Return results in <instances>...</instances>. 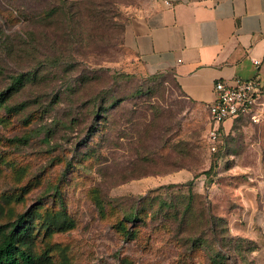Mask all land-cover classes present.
<instances>
[{
    "label": "rangeland",
    "instance_id": "obj_1",
    "mask_svg": "<svg viewBox=\"0 0 264 264\" xmlns=\"http://www.w3.org/2000/svg\"><path fill=\"white\" fill-rule=\"evenodd\" d=\"M43 1L0 0V92L30 76L7 101L19 109L0 107V222L28 213L49 264H264V121L235 122L212 152L208 106L173 73H141L124 30L102 53L57 51L38 29ZM115 1L125 21L147 0ZM103 91L120 103L88 144Z\"/></svg>",
    "mask_w": 264,
    "mask_h": 264
},
{
    "label": "crops",
    "instance_id": "obj_2",
    "mask_svg": "<svg viewBox=\"0 0 264 264\" xmlns=\"http://www.w3.org/2000/svg\"><path fill=\"white\" fill-rule=\"evenodd\" d=\"M122 38L141 73H173L200 105L212 103L219 80H264V0H147L129 14ZM233 122L225 120L226 132Z\"/></svg>",
    "mask_w": 264,
    "mask_h": 264
},
{
    "label": "trees",
    "instance_id": "obj_3",
    "mask_svg": "<svg viewBox=\"0 0 264 264\" xmlns=\"http://www.w3.org/2000/svg\"><path fill=\"white\" fill-rule=\"evenodd\" d=\"M43 2L46 8H44L45 11H41L39 14L40 25L38 27L39 30H42V39L49 46L56 47L57 51H71V53H77L79 56L95 53V51L102 53L105 51L104 48L113 46V44L115 45L120 31L125 29L129 18L128 16L125 21L121 18L122 13H120L119 8L124 4L122 1H115L114 8L113 0H44ZM23 18L25 21L24 27H29L32 33L35 25L33 17L25 14ZM54 22L57 23V27L62 26L61 33L52 27ZM75 45H78V47H75ZM98 70L101 72L99 79L102 77V74L113 79V72H111L110 68L99 67ZM18 76L13 86L0 92V107H5L11 111L19 109V106L9 107L7 101L11 94L15 90H18L19 85L23 84L30 76L26 77L25 74ZM102 93L100 101L98 103H96L97 101L94 102L93 109L90 111V113L92 112L90 114L92 115L90 117V131H93V133H91L88 144H91L92 139L97 136L98 132L106 131V119L110 116L108 109L120 103L118 100L113 102V99H110L111 97L104 95V91ZM209 120L211 125V118ZM240 120L252 122L251 112L239 114L234 119L230 129H234L236 127L235 122ZM226 134H228V131L226 132L224 129H221L220 145L212 152L218 153L222 149ZM162 203L163 208L161 210L166 212L165 216L168 219L166 223L171 225L173 221L170 219L175 218L174 211L171 209L176 210V206L172 201H164ZM193 205L194 201L193 197H191L185 207L186 216L196 214L193 211ZM207 221L212 224V235L216 237L218 235L217 224L219 219L210 215ZM230 237L233 238L231 234ZM49 263L50 258L45 252L38 253L35 250L33 228L29 221L28 213H20L10 221L0 222V264Z\"/></svg>",
    "mask_w": 264,
    "mask_h": 264
},
{
    "label": "built area",
    "instance_id": "obj_4",
    "mask_svg": "<svg viewBox=\"0 0 264 264\" xmlns=\"http://www.w3.org/2000/svg\"><path fill=\"white\" fill-rule=\"evenodd\" d=\"M169 3V2H167ZM259 65L258 59H253ZM211 125L208 132L209 147L216 150L221 142L220 132L228 118L235 119L242 112H251L253 123L264 119V80L235 77L230 81L219 80L215 83V98L208 106Z\"/></svg>",
    "mask_w": 264,
    "mask_h": 264
}]
</instances>
